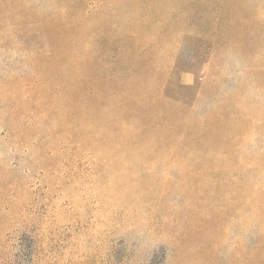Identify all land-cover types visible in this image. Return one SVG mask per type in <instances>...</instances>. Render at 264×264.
I'll return each mask as SVG.
<instances>
[{"label":"rangeland","instance_id":"374dc122","mask_svg":"<svg viewBox=\"0 0 264 264\" xmlns=\"http://www.w3.org/2000/svg\"><path fill=\"white\" fill-rule=\"evenodd\" d=\"M0 264H264V0H0Z\"/></svg>","mask_w":264,"mask_h":264}]
</instances>
